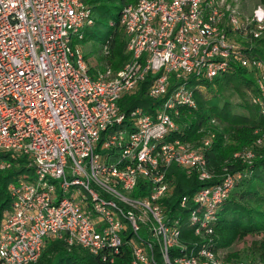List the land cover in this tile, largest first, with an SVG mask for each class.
<instances>
[{"label": "built area", "instance_id": "1", "mask_svg": "<svg viewBox=\"0 0 264 264\" xmlns=\"http://www.w3.org/2000/svg\"><path fill=\"white\" fill-rule=\"evenodd\" d=\"M237 2L127 0L120 26L130 57L93 75L79 43L94 21L90 0H0V169L20 157L32 175L8 185L0 264L35 262L52 239L110 263L128 247L130 264H252L230 258L214 230L222 203L250 176L264 132L233 153L245 167L217 171L207 153L219 119L200 126L196 140L182 137L178 121L198 110L196 91L235 62L254 79L246 99L264 114V60L243 53L264 36V4L241 14ZM102 49L107 55L108 43ZM149 74L146 94L162 103L123 110L120 100ZM173 165L219 178L179 202L201 237L193 246L180 241L182 214L161 201L174 188Z\"/></svg>", "mask_w": 264, "mask_h": 264}, {"label": "trees", "instance_id": "2", "mask_svg": "<svg viewBox=\"0 0 264 264\" xmlns=\"http://www.w3.org/2000/svg\"><path fill=\"white\" fill-rule=\"evenodd\" d=\"M121 1L124 4L127 0ZM261 1L264 3V0ZM90 2L94 6V21L86 25L85 28L89 30L91 37H95V30L104 29L110 21L111 8L107 0H90ZM256 41L257 43L252 48L246 46L243 53L264 60V36ZM105 43H108L109 47V52L105 55L107 63L114 69H119L130 57V54L126 52L124 32L120 26V14L119 18L113 21L110 33L104 36L103 45ZM92 68L91 66V72ZM250 75L246 69L235 62L232 69L222 77L221 83H217L216 88L213 89H208L207 86V91L218 93L231 84L237 94L244 99L248 89L255 90L254 79ZM151 79L152 74H149L139 90L126 94L120 100L119 104L123 110L130 111L139 106L145 110L153 111L156 106L162 103L163 98L154 99L146 94ZM195 96L198 110L193 114L183 111L178 119L185 127L182 137L187 140L198 139L200 126L206 123L210 117L216 116L220 121V126L217 127L216 138L207 153L210 166L217 171H220L223 166H228L232 170L245 167L241 161L233 160V153L244 146L253 145L258 135L264 132V114L261 108L258 105L250 104L245 99L249 112L238 113L228 99H224L220 105L219 103H210L208 99L211 95L204 91H196ZM1 156L5 157V155ZM10 159L12 160L11 166L0 169V220L4 209L11 203L8 192L9 183L15 180L18 175L30 170L26 167L24 159L11 156ZM248 167L251 170L250 176L240 181L229 198L222 203L214 233L218 237L219 243L229 248L238 239L245 238L249 234L256 235L247 249L246 254L249 259L246 260L252 264H264V145L258 148L257 157ZM170 174L174 175L175 185L172 192L164 195L161 201L171 215L182 214L180 241L193 246L192 244L201 241V237L196 235L190 226L188 209L180 207L179 202L183 196L194 193L204 185L218 182L219 178L200 180L196 174L189 175L178 165H173L170 168ZM192 203L190 201V206ZM230 258L243 259L239 253L233 252H231ZM131 259L132 255L128 247H125L117 256L115 263H110L80 246L69 248L63 241L52 239L39 259L30 264H130Z\"/></svg>", "mask_w": 264, "mask_h": 264}, {"label": "rangeland", "instance_id": "3", "mask_svg": "<svg viewBox=\"0 0 264 264\" xmlns=\"http://www.w3.org/2000/svg\"><path fill=\"white\" fill-rule=\"evenodd\" d=\"M107 3L109 4L111 8V17L110 21L108 22L107 26L102 30H95V37H91L89 30L84 28L85 31V38L82 40H79V43L82 45L83 51L86 55L87 60H89L92 69V74L96 75L97 70L100 68L105 67L106 65V58L105 54L103 52V38L105 35L110 33L112 30V25L110 24L112 21H115L119 18V14L121 12V8L123 6V2L121 0H107ZM238 9L240 10L241 14H248L253 11L255 7H257L259 4H264L261 0H238ZM257 43V41L254 42V44ZM249 76V75H248ZM251 76V75H250ZM252 77V76H251ZM222 78H218L212 83H205L206 86H208V89L216 88L217 83H221ZM209 84V85H208ZM204 93H208L211 95L209 97L210 103H219L220 105L223 103L224 99H228L232 102V104L235 107V110L238 113H246L249 112L248 108H246L247 101L245 100L246 97L243 99L240 97L237 92L234 90L233 86L231 84L226 87L225 90H220V92H212L204 90ZM246 102H245V101ZM22 175H29L28 173L24 172ZM32 177V175H29ZM143 236L148 237V235L141 230L140 232ZM256 237V235L249 234L245 238L236 240L232 246L229 248L231 252L233 253H239L240 257L243 259H249L247 256V249L251 243V241Z\"/></svg>", "mask_w": 264, "mask_h": 264}]
</instances>
